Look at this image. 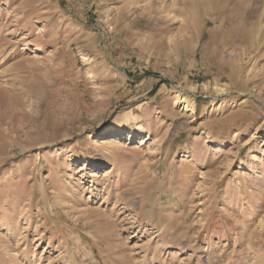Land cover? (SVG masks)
Instances as JSON below:
<instances>
[{"label": "rangeland", "instance_id": "374dc122", "mask_svg": "<svg viewBox=\"0 0 264 264\" xmlns=\"http://www.w3.org/2000/svg\"><path fill=\"white\" fill-rule=\"evenodd\" d=\"M214 1L0 0V264H264V1Z\"/></svg>", "mask_w": 264, "mask_h": 264}, {"label": "bare ground", "instance_id": "6f19581e", "mask_svg": "<svg viewBox=\"0 0 264 264\" xmlns=\"http://www.w3.org/2000/svg\"><path fill=\"white\" fill-rule=\"evenodd\" d=\"M230 1L231 0H215L214 2H212L214 6L212 7V10L208 14L209 18L206 21V23L210 22V23L216 24L215 28H220V31L222 33L228 32L229 37L236 36V37H239L240 39L245 40L248 38L247 33H246L248 28H242L241 24L235 25L236 23L232 25L229 22L231 20V16H234V19L236 20L241 19V21H244L248 17H252L255 11V8L251 6L247 0H236V1L232 0L236 2V3H233L235 4L234 5L235 7L228 5ZM215 28H212L211 30L212 34L210 36L214 35L213 33L215 32ZM81 60L85 61V58H81ZM92 77L93 76L88 75L87 81L89 80V78H92ZM173 103L177 105L184 104L185 96L180 95V96L175 97ZM131 116H132L131 112L128 113V117H131ZM141 131L142 132L137 134V138H141L143 137V135L147 133L145 129H142ZM129 138H132V133L129 132V130L127 129H122L121 132L118 131L117 134L112 135V137L110 138L107 137V138L98 139L99 141H97L98 142L97 145L104 147L105 150H113L115 148H118L120 145H125L126 144L125 140ZM253 138L254 136L250 138L249 140L250 143ZM82 164H83L82 167L84 168L91 167L87 161H83ZM93 169H98V168L93 167Z\"/></svg>", "mask_w": 264, "mask_h": 264}]
</instances>
